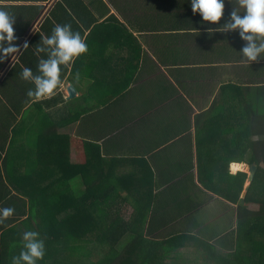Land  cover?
I'll list each match as a JSON object with an SVG mask.
<instances>
[{
	"label": "crops",
	"instance_id": "crops-1",
	"mask_svg": "<svg viewBox=\"0 0 264 264\" xmlns=\"http://www.w3.org/2000/svg\"><path fill=\"white\" fill-rule=\"evenodd\" d=\"M0 8L14 17L20 48L0 62V209H14L0 223V264L19 255L25 231L38 232L45 247L62 238L63 224L44 204L58 196L70 200L58 208L77 205L89 230H103L106 215L141 231L146 264L229 254L236 205L221 183L229 144L221 125H200L223 120L211 109L244 103L264 79V54L250 64L236 31H215L233 9L243 15L237 0H225L217 24L194 14L190 0H0ZM58 24L79 32L88 51L62 66L54 96L36 100L21 72L39 74L47 57L35 48ZM247 164L229 163L228 173ZM205 167L220 170L212 176ZM51 255L38 264H53Z\"/></svg>",
	"mask_w": 264,
	"mask_h": 264
},
{
	"label": "trees",
	"instance_id": "trees-1",
	"mask_svg": "<svg viewBox=\"0 0 264 264\" xmlns=\"http://www.w3.org/2000/svg\"><path fill=\"white\" fill-rule=\"evenodd\" d=\"M256 83L260 87L249 89L244 103H233L230 106L219 103L214 108L215 104L212 106L211 110L220 112L223 120L215 117L204 120L205 123L200 125L202 131L216 129L220 125L223 127L220 139L229 144V149L224 152L227 156L224 160L227 171L221 178V183L224 184L225 199L237 204L236 224L230 234L229 254L222 256L213 253V258L196 257V260L202 259L205 264H213V261L215 264H264V79L258 78ZM243 160L249 165H255L257 169L242 198L248 175L229 174L228 164ZM218 162H223V159ZM205 170L213 176L220 168L205 167L204 172ZM62 186L63 184H59L55 190H61ZM100 196L102 197V193L98 190L97 198ZM68 201L70 203V200L63 202L59 196L54 200L44 201V204L54 208L55 223L64 226V231H60L63 233L62 238H56L45 247V254H52L49 260L53 264H146V239L141 231L127 230V226L121 224L118 218L112 220L106 215H102L105 219L103 230H89L84 226V216L79 215L77 205L68 210L58 208ZM90 202L94 205L97 199L92 198ZM87 203L90 205L89 200ZM90 211L91 209L88 210ZM34 217L29 214L28 219ZM85 217L88 220L95 216L92 213ZM129 233L131 239L119 251L118 244ZM96 243L99 246H95ZM206 248L210 249V246L207 245ZM210 258L212 259L209 260Z\"/></svg>",
	"mask_w": 264,
	"mask_h": 264
},
{
	"label": "clouds",
	"instance_id": "clouds-1",
	"mask_svg": "<svg viewBox=\"0 0 264 264\" xmlns=\"http://www.w3.org/2000/svg\"><path fill=\"white\" fill-rule=\"evenodd\" d=\"M241 12L233 9L227 20L215 31L228 33L236 31L239 38L246 42L240 50L242 58L250 64L261 59L264 54V0H237ZM191 10L199 13L202 20L217 24L224 15L225 0H190ZM14 17L0 8V62L20 51L14 43L17 39L14 30ZM211 30V29H210ZM209 30V31H210ZM7 45V46H5ZM28 46L24 45V48ZM88 51V46L79 32H74L70 24L56 25L50 36L41 37L35 54L43 53L47 58L39 60L34 74L24 68L21 77L31 82L34 89L28 96L36 100L51 98L62 84L61 68L75 62V59ZM13 208L0 209V223L12 216ZM23 247L19 255L13 256L11 264H38L45 256V244L36 231L23 233Z\"/></svg>",
	"mask_w": 264,
	"mask_h": 264
},
{
	"label": "water",
	"instance_id": "water-1",
	"mask_svg": "<svg viewBox=\"0 0 264 264\" xmlns=\"http://www.w3.org/2000/svg\"><path fill=\"white\" fill-rule=\"evenodd\" d=\"M68 91H69V94H70L71 97L75 93V90L72 87H69ZM256 169L257 168H256L255 165H250L249 172H248V176H247V180H246L245 193L248 191V188L250 187V185H251V183L253 181L254 175L256 173Z\"/></svg>",
	"mask_w": 264,
	"mask_h": 264
},
{
	"label": "rangeland",
	"instance_id": "rangeland-1",
	"mask_svg": "<svg viewBox=\"0 0 264 264\" xmlns=\"http://www.w3.org/2000/svg\"><path fill=\"white\" fill-rule=\"evenodd\" d=\"M255 139H257V138L255 137ZM224 166H226V164H225ZM249 167H250V165L247 164V167L244 166V167L242 168V170L245 172L246 175H248ZM234 168H236V167H234ZM234 168H233V170H234ZM234 171H236V170H234ZM244 184H245V186H246V181H245ZM243 194H244V192H243ZM242 196H244V195H242ZM235 205H236V207H237V204H235ZM232 209H233V208H232Z\"/></svg>",
	"mask_w": 264,
	"mask_h": 264
}]
</instances>
